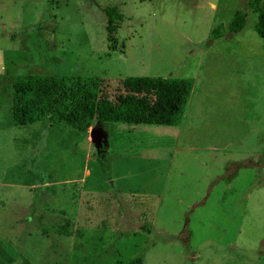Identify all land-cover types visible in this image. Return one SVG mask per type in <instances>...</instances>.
I'll list each match as a JSON object with an SVG mask.
<instances>
[{
  "label": "rangeland",
  "instance_id": "obj_1",
  "mask_svg": "<svg viewBox=\"0 0 264 264\" xmlns=\"http://www.w3.org/2000/svg\"><path fill=\"white\" fill-rule=\"evenodd\" d=\"M247 5L0 0V241L13 264H262L264 42ZM107 6L123 15L115 51ZM237 11L246 29L211 40ZM56 74L178 84L185 101L167 124L133 120L135 98L98 105V154L73 129L13 123L14 78Z\"/></svg>",
  "mask_w": 264,
  "mask_h": 264
},
{
  "label": "trees",
  "instance_id": "obj_2",
  "mask_svg": "<svg viewBox=\"0 0 264 264\" xmlns=\"http://www.w3.org/2000/svg\"><path fill=\"white\" fill-rule=\"evenodd\" d=\"M247 8L257 15L255 31L264 42V0H248ZM103 12L108 19L109 49L117 50V42L114 33L117 22L123 15L116 6H107ZM247 27V15L245 11L234 13L231 23L226 27L219 25L211 34L210 39L222 38L227 34L236 35ZM2 77V76H0ZM11 115L13 123L19 128H26L43 122L52 128H60L62 132L73 129L84 136H90L89 128L93 123V115L98 105L120 110L135 98V103L143 109L139 116L137 112L132 114V119L137 123L167 124L184 103V93L179 91L178 84L162 82L161 85L148 83L128 78H89L87 81L70 80L59 74L51 76H18L14 78L11 86ZM149 90V91H148ZM116 118V121H119ZM103 173L110 176L108 166H103ZM235 174L229 178L230 183ZM42 178V182L47 179ZM190 232L186 230L179 236L186 244L189 241ZM11 246H4L0 241V264H13L15 257ZM2 260V261H1ZM5 260V261H4ZM264 264V254L260 258ZM132 263H137L133 260ZM30 264V263H27Z\"/></svg>",
  "mask_w": 264,
  "mask_h": 264
},
{
  "label": "water",
  "instance_id": "obj_3",
  "mask_svg": "<svg viewBox=\"0 0 264 264\" xmlns=\"http://www.w3.org/2000/svg\"><path fill=\"white\" fill-rule=\"evenodd\" d=\"M90 140L98 154L102 151H107L109 146V132L102 122L98 121L90 129Z\"/></svg>",
  "mask_w": 264,
  "mask_h": 264
}]
</instances>
